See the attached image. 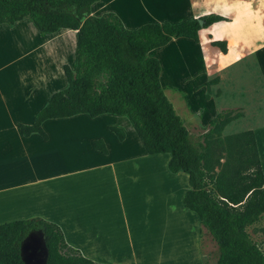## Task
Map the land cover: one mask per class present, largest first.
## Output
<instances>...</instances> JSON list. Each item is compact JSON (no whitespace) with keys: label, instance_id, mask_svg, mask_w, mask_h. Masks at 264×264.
Segmentation results:
<instances>
[{"label":"crops","instance_id":"obj_1","mask_svg":"<svg viewBox=\"0 0 264 264\" xmlns=\"http://www.w3.org/2000/svg\"><path fill=\"white\" fill-rule=\"evenodd\" d=\"M105 13L117 15L130 30L146 23H178L209 14L226 19L201 29L199 43L178 38L166 46V50L172 47L167 53V63L170 56L172 63L167 66L166 82L172 95L182 101L184 118L168 100L190 135L192 130L197 136L202 134L208 122L223 110L239 113L224 128L223 135L252 131L264 174V0H99L92 5V16ZM31 25L28 19L1 24L0 52L8 53L20 41L37 37L36 46L25 55H48L30 64L32 71L47 82L59 78L64 87L58 88L64 89L63 65L71 69L76 66V31L61 29L42 34ZM212 42H225L226 53ZM245 60L254 73L243 67ZM7 61L2 67L14 65V60ZM22 86L24 95L0 97V225L34 218L54 223L68 246L82 256L97 264H114L107 252L112 247L119 250L121 220L125 223L131 217L135 223H157L160 211L177 218L180 212L171 211L176 207L183 210L181 203H174L182 202L189 188L186 174L171 173V178L178 179L160 186L157 163L143 161L141 148L137 153L127 146V134L118 140L110 130L115 124L104 119L110 114L46 120L42 130L47 140L37 133L24 137L19 125L33 124L51 95L48 99V94L42 96L46 89L36 90L39 84ZM95 140L104 143L106 155L93 148ZM182 212L184 219L178 218L189 227L193 241L199 243L203 262L207 254L200 233L216 244L196 214L197 219ZM25 242L22 257L27 264ZM218 254L217 248L216 264Z\"/></svg>","mask_w":264,"mask_h":264},{"label":"trees","instance_id":"obj_2","mask_svg":"<svg viewBox=\"0 0 264 264\" xmlns=\"http://www.w3.org/2000/svg\"><path fill=\"white\" fill-rule=\"evenodd\" d=\"M98 1L0 0V25L28 19L42 34L61 29L77 34L76 66L62 68L66 87L51 95L33 124L19 125L21 134L37 133L47 140L42 130L46 120L76 115L126 117L149 155H169V172L188 176L182 203L216 244L217 264H264V252L247 231L264 216V174L254 133L224 136V128L240 114L223 110L193 139L166 97L160 61L151 55L173 39L199 43L201 29L226 19L209 14L130 30L114 13L92 16L91 7ZM212 45L226 53L225 42ZM110 130L118 140L124 139L122 129ZM92 146L107 154L101 140ZM35 232L42 235L45 264H97L68 246L59 226L39 218L0 225V264H26L22 244Z\"/></svg>","mask_w":264,"mask_h":264},{"label":"rangeland","instance_id":"obj_3","mask_svg":"<svg viewBox=\"0 0 264 264\" xmlns=\"http://www.w3.org/2000/svg\"><path fill=\"white\" fill-rule=\"evenodd\" d=\"M27 23L30 24L29 22ZM31 27L33 26L31 25ZM37 36L38 38L42 37L41 34H37ZM36 44L37 37L27 38L25 41H20L17 45L10 47V51H8V53H5L4 51L0 52V97L8 98L24 95L23 91H25V89L24 86H22L24 83L29 85L39 84L40 88H37L36 90L46 89L42 96L48 94L47 99L54 92L59 91L64 87V83L59 78L55 79L54 82H47L44 79H39L38 75H35V72L32 71L30 64H33V62L36 61L39 63L40 56L48 55L45 52L43 54H39L37 52L33 55H25L26 51L36 46ZM170 49H172V47L166 50L165 46L159 51H153L151 55L160 61L162 68L160 82L166 97L174 103L177 112L182 118H184V114L186 113L183 109L182 101L178 99L177 96L172 95V92L166 82L168 70L167 66L172 63L171 56L168 61L169 64L167 63V53ZM8 58L11 61L14 60V65L12 66L10 64L9 66L4 65V67H2L3 64L8 62ZM195 63H197V61H195ZM242 65L249 74L254 73V70L250 67L251 64L249 62L245 60ZM35 70L37 72V69ZM58 85L63 87L58 88ZM55 88H58V90ZM224 91H226V89H224ZM232 96L236 97L237 94H232ZM106 117L108 118H104L105 120L115 124L116 127L118 126V128L122 129L123 132L127 134V146H132L133 151H136L137 153L140 148L142 149L140 157L143 161L157 163L160 186L170 185V181H176L178 179L171 178L174 176L167 170L166 165L169 155H149L145 151L143 144L126 117L114 115H107ZM192 132L191 137L195 139L197 134H195V130H192ZM134 142H136L137 145H135ZM177 203H181L180 207L183 210L176 207L174 211H171L175 213L180 212L175 220L172 219V216L170 213H167V211H160L157 223L156 221L153 223L146 221H138L135 223L134 219L131 217H127L125 223H123L124 220H121V226L119 227L118 233V246L120 247L119 250L112 247L107 252L109 259L114 261V264L121 263L122 261H127L123 264H216L217 248L211 242L210 238H208V236L203 232L200 233V242L203 244V247H206L204 252L207 254V257L202 262L199 243L193 241L192 233L190 232L189 227H186L185 222L182 221L184 216L181 213H183L182 211H186V213L195 219L197 218L195 214L183 208L181 200H178V202H175L174 204L176 205ZM180 216L183 219L178 218ZM263 228L264 217L258 224L250 227L248 229V233L264 252ZM204 235L206 236L205 238ZM25 241L24 255L27 264H44L46 257L41 233L35 232L31 234L29 238L27 237Z\"/></svg>","mask_w":264,"mask_h":264},{"label":"water","instance_id":"obj_4","mask_svg":"<svg viewBox=\"0 0 264 264\" xmlns=\"http://www.w3.org/2000/svg\"><path fill=\"white\" fill-rule=\"evenodd\" d=\"M199 23L202 24V21H200Z\"/></svg>","mask_w":264,"mask_h":264}]
</instances>
